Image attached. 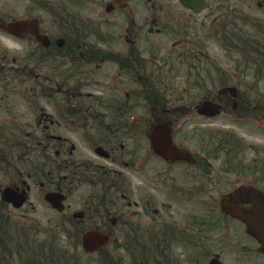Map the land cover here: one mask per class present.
Instances as JSON below:
<instances>
[{
	"label": "flooded vegetation",
	"instance_id": "obj_1",
	"mask_svg": "<svg viewBox=\"0 0 264 264\" xmlns=\"http://www.w3.org/2000/svg\"><path fill=\"white\" fill-rule=\"evenodd\" d=\"M110 27L116 32L110 33ZM47 62L56 63L57 77L64 83L93 66L102 69L106 87L129 91H118L116 98L14 96L12 70L22 68L27 74L34 64L43 67ZM60 65L68 68L63 75ZM46 81L44 77L37 84L43 89ZM135 85L138 91L130 88ZM72 87L81 86L75 82ZM49 88L59 93L56 86ZM189 88L210 91L189 103ZM228 88L237 90L236 98L224 91ZM260 88L264 0H0V194L6 187L28 188L29 193L31 185L66 198L63 211L50 209L58 215L54 221L61 222L54 224L63 232L61 239L44 224L40 210L0 207V264H264V252L244 225L220 212L219 201L226 193H209L205 187L204 181L214 183L210 159L218 150L226 157L236 150L238 138L232 133L202 132L197 143L182 129V137L172 134V140L194 163L160 159L165 167L160 174L181 165L183 178L200 182L181 190L187 199L210 201L200 203L203 215L196 224L175 225L163 218L152 196H141L131 183L135 176H145L148 184L160 177L150 161L157 158L148 138L151 124L134 111L142 90L147 100L166 103L154 121L167 117L173 125L179 117H193L201 126L211 125L217 118L196 112L203 101H210L220 107V116L264 128V111L259 109L264 99L256 96L252 101L250 96V90ZM161 89L169 90L167 98ZM16 100L21 113L14 112ZM38 100L52 111L41 109L29 121L27 105L36 111L30 104ZM104 102L107 112L93 109ZM62 131L80 135L94 158L108 164L85 157L74 160L75 148L60 136ZM98 147L107 158L94 153ZM254 149L262 152L261 163L259 170H251L247 184L264 194V149ZM46 157L52 158L54 174L45 172ZM228 165L231 161L225 160L224 168ZM91 175L92 183L86 179ZM81 184L90 192L69 210L67 197ZM26 211L35 218L20 213ZM76 213L82 214L79 219ZM89 230L110 237L94 254L81 247V235Z\"/></svg>",
	"mask_w": 264,
	"mask_h": 264
},
{
	"label": "rangeland",
	"instance_id": "obj_2",
	"mask_svg": "<svg viewBox=\"0 0 264 264\" xmlns=\"http://www.w3.org/2000/svg\"><path fill=\"white\" fill-rule=\"evenodd\" d=\"M241 4V3H237ZM116 32L112 27H110V33ZM48 64H44L43 67L32 65V69L34 70L31 73L30 79L26 80V87L23 89L24 85L21 86L19 84L16 85L17 93L14 94V96H24V94L32 92L34 93L31 97H42V96H57V97H78V98H86L88 96H98V97H113L116 98L119 96L118 91H124L128 92V88H124L121 90H115L113 88L106 87V84L104 83L105 79L102 78V69L96 70L93 68V66L86 67L80 74L78 72L76 73V76L74 78L68 79L67 82L64 83V78H58V73L55 71V68H57L56 63L47 62ZM59 74L63 75L64 72L68 70L67 67H64L60 65L59 67ZM44 77L47 79V81L44 83V88L41 89L37 82H42ZM37 78L38 80H36ZM54 79V84L50 83ZM78 82L79 87L71 88L72 85ZM14 85V84H13ZM56 86L59 90L58 94H53V90L49 87ZM67 87H70L67 89ZM135 85L132 88V90L138 91L139 88ZM24 90V91H23ZM56 88H54L55 92ZM175 92H179V89H174ZM246 89H241L240 91L245 92ZM21 91H23L21 93ZM42 91V92H41ZM141 91V90H140ZM162 94L169 96V90L168 89H161L160 90ZM206 90L205 89H196V88H189L187 90L186 96H188L189 103H192L197 100L198 96L203 95ZM207 91H210L207 89ZM57 92V90H56ZM142 92L145 93V90ZM14 93V91H13ZM41 93V95L39 94ZM139 94V93H138ZM250 96L252 98V101L256 99V96H260L262 99H264V89H252L250 90ZM32 102V101H31ZM35 103V101H33ZM37 104H34L36 107V111H32L28 107V115H29V121L39 112H42L41 109L45 110L46 112H51L52 109L44 100H38L36 101ZM18 105H17V104ZM109 104H113L110 102ZM138 106H136L135 110L136 113H139L141 116V119H146L147 121L150 119L151 111L148 110V107L144 106V102L138 97L137 100ZM62 105V104H61ZM114 105V104H113ZM63 106V105H62ZM83 106V105H79ZM86 106V105H85ZM105 102L101 104H93V109H97L98 112H107L104 110ZM116 108V105H114ZM14 112L15 113H21L20 110V100L14 101ZM125 109H128L127 105H125ZM108 110L111 112L112 110L108 108ZM175 128L179 130V132L183 129L191 133V137H195L196 142L199 143L200 134L202 132H229L235 135L240 142L243 144L240 145L239 148H237L232 155H229L230 161L235 162V164H240L241 166H244L248 170H244L240 173H222L221 169L224 167V162L226 160L224 153H220L217 155L216 158L210 159L212 171L214 170V182L215 186L210 187L208 186L207 189H209V193H225L227 191L232 190L235 186L243 183H249L252 181V169L255 168L259 170L260 166V155L262 152L259 153L256 152L254 148H263L264 149V128L259 126V124L252 123L249 124L246 120H237L233 121V119L226 118V116H220L216 120L212 121L211 125H204L201 126L199 124L198 120H195L193 117L190 118H183L182 120L178 121L177 126L175 125ZM62 137L67 138L71 145L74 146L75 152H73L72 156L73 159L78 158H87V159H94L96 162L100 163L101 165L106 166L108 162L106 161H100L96 160L94 158V155L92 151L85 145L81 144V136L80 135H73L68 134L66 131H62L60 133ZM178 134V133H176ZM182 137V134H178L177 138L180 139ZM206 145L211 144L209 140H206ZM196 143H193V146H195ZM253 147V150L251 149ZM150 161L152 163V169L153 172L158 171H164V165L162 164L161 160L155 157H151ZM177 170H172L171 172L166 171L165 174L157 178V181L155 184H148V182L144 177H137L135 176L132 180V187L134 188V191L137 193H140L142 195L150 194L152 198L154 199L155 203V209L163 215V218L166 217L168 221L172 222L175 225H181V224H196L198 223L199 217L203 215L201 212V206L200 203H209L210 201H200L197 199H187L186 196L182 195L180 192L182 189L185 191L198 183L199 181H193L183 178L182 170L183 166L178 165ZM47 171V170H46ZM152 172V173H153ZM47 173V172H46ZM258 175V174H257ZM254 175V176H257ZM207 184V183H206ZM82 186L78 187L76 190H72L71 194H69V197H67V201L65 202L66 205H69V210L75 209L78 206V203L80 202L81 198H85V194L87 192H90V187L87 184H81ZM260 186L259 184H257ZM30 192L28 196V202L23 206L22 209L30 210L34 208L35 210H40V214L42 215V219L44 221L45 225H49L51 229H53V232L51 233H57L59 235V238L61 239L63 237V232H57L56 229H54L55 225H60L61 222L54 221L58 215L55 212L50 211V207L43 201L44 196V190H40L38 186L29 185ZM175 190V193H178V195L183 197V199L175 198V195H170L168 191ZM146 193V194H145ZM168 194V195H167ZM186 195V194H185ZM70 211H67L66 214H69ZM28 215V219L35 218L36 214H30L28 211L26 212H20ZM32 215V216H31ZM62 218V216H61ZM50 220V222H48Z\"/></svg>",
	"mask_w": 264,
	"mask_h": 264
},
{
	"label": "water",
	"instance_id": "obj_3",
	"mask_svg": "<svg viewBox=\"0 0 264 264\" xmlns=\"http://www.w3.org/2000/svg\"><path fill=\"white\" fill-rule=\"evenodd\" d=\"M217 109V106L205 102L199 108L198 113L207 115L209 111H212L211 115H215L218 114ZM150 141L153 152L167 162L172 160L191 161L187 154L172 146L169 130L165 126L154 127ZM62 199L60 195L53 193L45 196V200L58 210H62L60 205ZM2 200L11 202L14 207L18 208L25 198L14 193L11 189H5L2 193ZM243 204H247L249 207L244 208ZM220 206L225 214L246 226L247 232L261 244L264 251V197L262 194L250 186H241L229 194L227 199L222 200ZM107 241L108 237L91 231L83 235L82 246L85 251L92 253L98 251Z\"/></svg>",
	"mask_w": 264,
	"mask_h": 264
},
{
	"label": "trees",
	"instance_id": "obj_4",
	"mask_svg": "<svg viewBox=\"0 0 264 264\" xmlns=\"http://www.w3.org/2000/svg\"><path fill=\"white\" fill-rule=\"evenodd\" d=\"M25 77H26V79H28L29 75L27 76L26 75V71L23 70L22 68L12 71V81L15 84L18 83L19 85H22L23 80H24ZM33 95H34V93L31 90L30 93L24 94V97H26V96L31 97ZM86 179L90 180V181H94L95 180L94 176H92V175L91 176H87ZM105 179L107 180V178L104 177L103 179H101V181L104 182Z\"/></svg>",
	"mask_w": 264,
	"mask_h": 264
}]
</instances>
